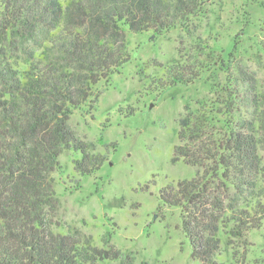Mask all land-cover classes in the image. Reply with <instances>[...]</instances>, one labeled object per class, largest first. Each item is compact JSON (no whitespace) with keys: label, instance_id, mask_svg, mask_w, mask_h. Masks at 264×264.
Here are the masks:
<instances>
[{"label":"trees","instance_id":"obj_1","mask_svg":"<svg viewBox=\"0 0 264 264\" xmlns=\"http://www.w3.org/2000/svg\"><path fill=\"white\" fill-rule=\"evenodd\" d=\"M207 1L0 0V264H110L124 258L77 230L51 227L59 155L78 151L75 170L81 175L93 174L107 159L77 137L69 118L130 60L124 26L155 35L174 27L189 32L190 19L204 12ZM228 55L209 63L227 74L223 93L215 90L214 98L196 110L187 107L178 119L180 143L172 161L181 158L198 170L159 193L163 203L179 207L199 264H227L216 258L223 229L241 236L263 227L264 91L249 71L233 74ZM167 71L169 86L199 78L180 61Z\"/></svg>","mask_w":264,"mask_h":264},{"label":"rangeland","instance_id":"obj_2","mask_svg":"<svg viewBox=\"0 0 264 264\" xmlns=\"http://www.w3.org/2000/svg\"><path fill=\"white\" fill-rule=\"evenodd\" d=\"M189 24V32L174 27L161 35L124 26L130 60L109 82H101L89 106L69 118L77 137L107 159L93 174L81 175L75 170L78 151L59 155L52 173L58 205L51 227L57 233L77 230L94 245L120 250L124 260L110 264H199L179 207L159 196L162 188L198 170L181 158L172 161L174 145L180 143L178 119L187 107L196 110L214 98L215 90L223 93L227 74L217 63L209 65L221 53H229L233 74L249 71L264 91V0H208ZM179 61L199 78L169 86L167 67ZM259 152L264 163V144ZM262 222V228L241 236L223 229L216 258L227 264H264Z\"/></svg>","mask_w":264,"mask_h":264}]
</instances>
